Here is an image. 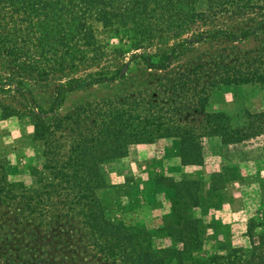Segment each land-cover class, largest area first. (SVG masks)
Here are the masks:
<instances>
[{"label": "trees", "instance_id": "trees-1", "mask_svg": "<svg viewBox=\"0 0 264 264\" xmlns=\"http://www.w3.org/2000/svg\"><path fill=\"white\" fill-rule=\"evenodd\" d=\"M199 43L206 48L186 57ZM126 54L145 65L140 75H126ZM118 80L117 94L58 112L67 93ZM225 82L264 86V0H0V91L28 99L42 144L36 186L3 172L1 201L18 198L21 213L62 220L67 244L101 264H264V221L249 218L248 241L236 247L229 225L207 217L217 180L204 201L197 180L156 175L141 204L162 212L154 228L108 215L97 194L132 145L176 137L181 164L201 165L209 139L225 150L264 144V110L203 113L209 90ZM50 84L54 100L43 111L34 90ZM0 112L20 114L3 103Z\"/></svg>", "mask_w": 264, "mask_h": 264}, {"label": "rangeland", "instance_id": "rangeland-1", "mask_svg": "<svg viewBox=\"0 0 264 264\" xmlns=\"http://www.w3.org/2000/svg\"><path fill=\"white\" fill-rule=\"evenodd\" d=\"M252 44L249 40L239 45L245 48ZM157 47L166 51L169 46ZM204 48L206 44H196L186 57H194ZM149 51L155 52L156 48L146 50ZM125 61L124 71L128 77L138 76L145 70L138 57L130 58L128 55ZM52 84L34 90L35 106L43 111L53 103L56 91ZM122 87L121 80L106 81L69 92L58 112L63 114L80 102L112 96ZM0 103L20 113L2 118L0 112V175L4 172L7 182L32 188L36 186V177L32 175L31 168L42 144L33 138L32 123L25 113L31 103L14 91H0ZM206 103L203 113L222 111L234 115L243 110L262 111L264 86L256 82L221 83L209 90ZM179 144L178 138L165 137L152 144L132 145L127 156L115 159L104 171L105 184L97 191L98 197L108 206V215L123 219L127 224L141 221L148 228H154L161 224L162 212L156 213L141 204L144 196L153 189L156 175L197 180L201 188L199 195L204 201L210 183L217 180L214 207L206 213L207 217L229 225L232 246L246 243L244 231L248 219L253 217L256 221H264V190L261 188L264 182V144L255 143L242 150H225L217 139H209L201 165H182L177 155ZM121 185L127 186L128 194L119 188ZM17 200L8 198L2 202L0 199V264H101L97 259L93 261L83 255L80 245L72 241L67 244L68 241L62 238V220L48 218L49 214L36 217L28 211L21 213L19 209L22 206ZM157 243L163 244L164 240Z\"/></svg>", "mask_w": 264, "mask_h": 264}]
</instances>
